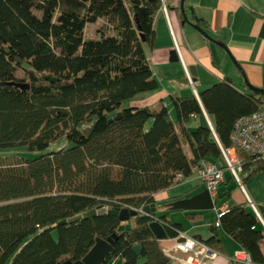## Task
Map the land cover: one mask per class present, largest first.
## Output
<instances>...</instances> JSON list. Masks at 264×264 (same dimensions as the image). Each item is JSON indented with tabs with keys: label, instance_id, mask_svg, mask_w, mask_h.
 Instances as JSON below:
<instances>
[{
	"label": "trees",
	"instance_id": "trees-1",
	"mask_svg": "<svg viewBox=\"0 0 264 264\" xmlns=\"http://www.w3.org/2000/svg\"><path fill=\"white\" fill-rule=\"evenodd\" d=\"M162 1L0 0V149L39 154L16 162L0 156V264L76 262L113 234L104 264L170 262L145 213L125 222L106 214L63 223L102 204L138 209L153 203L155 192L179 182L178 173L188 178L202 159L220 158L219 144H232L237 119L264 99L226 78L201 90V101L173 95L176 123L165 105L125 107L159 88L145 47L155 44ZM179 12L183 23L208 29L187 0ZM98 19L105 21L99 39H86L87 24ZM204 110L212 125L189 128ZM247 159L243 182L264 170L263 161ZM260 223L239 204L220 216L219 226L264 263ZM165 227L169 239L182 231L179 223ZM215 238L204 242L220 250Z\"/></svg>",
	"mask_w": 264,
	"mask_h": 264
},
{
	"label": "crops",
	"instance_id": "crops-1",
	"mask_svg": "<svg viewBox=\"0 0 264 264\" xmlns=\"http://www.w3.org/2000/svg\"><path fill=\"white\" fill-rule=\"evenodd\" d=\"M187 1L195 14L208 24L206 32L212 40L193 24L182 22L179 14L181 0H163L166 10L163 5L154 22L155 44L153 48L145 47L159 88L154 92L140 94L136 98L125 101V107L148 106L159 109L161 105H165L176 123L173 95L183 97L195 95L201 101L199 95L201 90L226 78L232 79L238 90L247 92L242 87L245 84L244 75L253 86L264 88V0ZM96 22L103 25L105 21L98 19ZM88 25L89 23L86 28ZM97 38L99 39V35ZM175 49L179 56L177 61L172 60L171 52ZM191 66H195L196 76L191 73ZM188 75L192 77L193 83ZM203 114L204 116L192 117L188 127L196 129L206 121L212 123V119L205 110ZM212 161L219 165L224 164L221 157ZM197 176L195 173L168 189L155 192L154 202L145 205L143 209L155 207L157 218L162 220V217L166 216V222L179 223L182 232L194 238L206 241L216 237L222 254L218 258V264H229L228 257L241 247L219 226L220 216L239 204L251 208L249 200L264 211V170L241 183L237 182L228 170H225L223 175L225 181L218 192V197H225L219 205L217 197L216 205L212 209L175 208L176 202L193 198L205 190L206 186ZM260 224L264 228V224L262 222ZM159 241L162 248L172 244L171 238ZM261 249L264 252V240ZM143 261L141 260L140 264ZM119 262L112 261L109 264ZM168 264L182 263L171 261Z\"/></svg>",
	"mask_w": 264,
	"mask_h": 264
},
{
	"label": "built area",
	"instance_id": "built-area-1",
	"mask_svg": "<svg viewBox=\"0 0 264 264\" xmlns=\"http://www.w3.org/2000/svg\"><path fill=\"white\" fill-rule=\"evenodd\" d=\"M166 10V7L164 5ZM191 83L192 77L189 76ZM259 108L248 115L241 116L234 124L233 132L231 134L232 144L225 147L221 144V158L223 165L210 160L202 159L198 163L196 170L197 177L206 186L211 197L216 200L218 197L219 187L224 183L225 177L223 176L225 170H228L230 175L239 183H241V174L244 169L245 161L251 160L252 162H264V99L259 102ZM211 125L212 123L208 121ZM183 174H177V181L182 180ZM249 205L256 214L257 218L264 224V213L259 212L256 204L249 200ZM127 208H131L126 206ZM143 214H147L142 208L136 209ZM264 212V211H263ZM164 225H172L164 220H161ZM172 239L170 246L163 248L166 256L171 261H178L182 264H218V258L222 256L221 252L208 243L194 238L185 232L179 231L178 236ZM229 264H264L257 263L253 260L251 254L239 248L228 257Z\"/></svg>",
	"mask_w": 264,
	"mask_h": 264
},
{
	"label": "water",
	"instance_id": "water-1",
	"mask_svg": "<svg viewBox=\"0 0 264 264\" xmlns=\"http://www.w3.org/2000/svg\"><path fill=\"white\" fill-rule=\"evenodd\" d=\"M183 2L184 0H181V7L183 6ZM194 26L195 28L200 30L207 38L212 40L211 36L206 31H204L200 26L198 25H194ZM171 54H172V60L174 61L179 60L178 52L176 49L172 50ZM190 71L194 76H196L197 72H196L195 66H191ZM244 83L250 91L257 92V93L264 95V88L253 86L249 82V80L245 77V75H244ZM116 116H117L116 113H112L108 115V117L110 118V121L113 119V117H116ZM119 116H121V114H119ZM73 147H74V144H70L66 148V150H70ZM216 202L217 201L211 197L209 191L205 189L204 191H202L200 194L196 195L193 198L185 199V200H182L181 202H176V204H174V207L175 208L184 207V208H194V209L205 210V209L214 208L216 205ZM144 211L146 213H149L150 216L153 218V221L150 223V229L152 230L154 236L158 240L166 239L168 237V232H167L165 225L162 223L161 219L155 216L156 208L155 207L152 209L146 208L144 209ZM138 212L139 211L134 208H127V207L120 208V207H109L107 205H100L99 207L93 208L89 211L78 213L68 218L67 220H64L63 223L76 222V221H80L82 219L90 218L93 216H100V215H106V214L115 216L119 218L121 221L125 222V221L130 220L131 217L133 218L134 216H136ZM123 229H125L124 224H122L119 227V230H123ZM115 239H117V234H113L111 237L107 239H97L94 246L89 250V252L85 256H83L84 258L76 262L67 260L63 264H104L106 261V257L113 250V245H114L113 242ZM133 249L135 250L137 254L141 253L140 244L134 245Z\"/></svg>",
	"mask_w": 264,
	"mask_h": 264
},
{
	"label": "rangeland",
	"instance_id": "rangeland-1",
	"mask_svg": "<svg viewBox=\"0 0 264 264\" xmlns=\"http://www.w3.org/2000/svg\"><path fill=\"white\" fill-rule=\"evenodd\" d=\"M102 23L100 22H95V23H89L88 27L86 28L85 31V38L86 39H97L98 37V32H97V28L101 27ZM39 155L38 152H27L26 148H16L15 149H0V156L4 157V156H8V161L11 162H16L18 160H21V158L24 157H29V158H33L35 156ZM231 174V173H230ZM228 175V173L226 174ZM232 182L234 183V179L232 178ZM225 196H220L218 197V205L222 203V199ZM227 198V197H226ZM261 213H264L263 210L261 208H258Z\"/></svg>",
	"mask_w": 264,
	"mask_h": 264
},
{
	"label": "bare ground",
	"instance_id": "bare-ground-1",
	"mask_svg": "<svg viewBox=\"0 0 264 264\" xmlns=\"http://www.w3.org/2000/svg\"><path fill=\"white\" fill-rule=\"evenodd\" d=\"M204 159H205V158H204ZM252 163H253V162H252ZM250 164H251V163H250ZM243 172H244V171H243ZM242 174H243V173H242ZM241 177H242V176H241ZM241 179H242V178H241ZM180 181H181V180H180ZM241 181H242V180H241ZM242 182H243V181H242ZM241 187H242V186H241ZM241 189H242V188H241ZM102 205H103V204H102ZM108 206H109V205H108ZM110 207H111V206H110ZM138 209H139V208H138ZM134 217H135V216H134ZM152 219H153V218H152ZM162 220H163V219H162ZM132 221H133V220H132ZM132 221H131V222H132ZM164 221H166V220H164ZM131 222H130V223H131ZM128 223H129V222H128ZM124 224H127V223H124ZM171 225H172V224H171ZM128 227H130V226H128ZM174 228H175V227H174ZM177 229H178V228H177ZM180 231H181V230H180ZM176 235H177V234H176ZM200 240H201V239H200ZM249 253H250V252H249Z\"/></svg>",
	"mask_w": 264,
	"mask_h": 264
}]
</instances>
